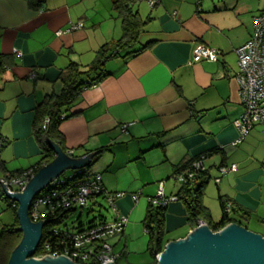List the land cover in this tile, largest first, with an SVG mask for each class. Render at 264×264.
Instances as JSON below:
<instances>
[{
  "label": "crops",
  "instance_id": "obj_1",
  "mask_svg": "<svg viewBox=\"0 0 264 264\" xmlns=\"http://www.w3.org/2000/svg\"><path fill=\"white\" fill-rule=\"evenodd\" d=\"M125 1L139 27L135 44L117 51L104 65L105 76L62 109V145L53 142L69 158L97 151L83 167L99 176L107 193L123 194L115 206L126 224L108 241L114 253L124 264L151 263L143 228L149 200L160 186L166 197L177 195L175 174L198 155L208 176L202 203L212 222L220 220V200H227L231 217L264 231V126L231 146L242 113L235 50L249 40L264 0ZM75 22L82 28L67 31ZM122 35L112 0H44L33 9L28 0H0V177L39 166L44 154L32 133L38 104L59 94V74L71 63L89 65ZM197 44L215 49L218 61L192 63ZM232 164L236 171L220 177L218 168ZM210 196L215 206L206 203ZM104 202L100 196L89 203L85 210L97 215L81 229L111 219ZM6 209L0 200V233ZM193 229L184 204L170 202L165 244Z\"/></svg>",
  "mask_w": 264,
  "mask_h": 264
},
{
  "label": "built area",
  "instance_id": "obj_2",
  "mask_svg": "<svg viewBox=\"0 0 264 264\" xmlns=\"http://www.w3.org/2000/svg\"><path fill=\"white\" fill-rule=\"evenodd\" d=\"M199 4L200 0H196ZM150 6L155 5L157 0H149ZM82 22L70 23L67 31L81 29ZM237 56L236 80L238 83L239 102L242 106V113L239 119L234 122L238 131V137L231 143V146L240 144L248 133L255 126H264V12L254 17L253 29L249 40L235 50ZM219 54L215 49L197 44L192 51L191 62L201 61L217 62ZM65 115H60L64 119ZM48 119L45 120V123ZM126 127L121 131L125 132ZM2 140L0 138V150ZM204 155L193 158L189 164L179 173L175 174L174 180L182 185L187 179H192L198 172L205 170L203 165ZM236 166H221L218 173L224 176L235 172ZM36 173V167H32L16 174H6L0 177V182L5 184L9 193L22 192L26 183ZM220 178L215 179L219 183ZM2 189V186L0 185ZM3 192V189H2ZM4 197L9 201L10 207L15 202L9 200L5 193ZM122 193H107L101 184L98 175H91L85 168L71 171L68 175L51 181L41 192L35 195L31 201L28 211L31 222L38 221L44 224L47 215H53L59 210L85 209L90 202L102 196L107 206L112 210V217L107 221L98 222L80 231H58L52 230L55 241H44L41 245V253L33 256L42 259L45 255L52 258L64 256L75 264H116L119 254L114 253L109 239L120 236L123 233L126 217L116 209L115 202L122 197ZM174 196L166 197L160 186L156 196L150 199L153 205H166L175 201ZM225 212L230 213L232 204L224 201ZM198 226L203 225L198 221ZM50 239V238H49ZM62 247V249L60 248Z\"/></svg>",
  "mask_w": 264,
  "mask_h": 264
},
{
  "label": "trees",
  "instance_id": "obj_3",
  "mask_svg": "<svg viewBox=\"0 0 264 264\" xmlns=\"http://www.w3.org/2000/svg\"><path fill=\"white\" fill-rule=\"evenodd\" d=\"M43 1L44 0H28V5L33 9L40 6ZM112 4L113 9L122 15L123 35L121 39L114 44L102 46L97 51L92 63L87 66H79L76 63H71L67 69L59 74L58 80L61 83L59 94L51 93L46 95L36 108L35 118L32 124V133L37 143L41 146L44 154L39 166L36 168V172L43 165L48 164L53 158V152L49 148L47 141L55 142L59 146L62 145V137L58 130V126L63 120L60 119L62 109L71 105L80 91L93 86L105 76L103 72L104 65L107 60L117 55V51L131 49L135 44L139 27L135 22V17L131 8L127 5L125 0H112ZM46 119H48L47 123H45ZM185 167L177 173L181 172ZM19 172L20 171L9 174H16ZM207 182L208 176L206 170L198 172L192 179H187L180 185L178 194L174 195L176 198L175 201H181L184 204L190 226L196 228L198 226L197 222L200 220L213 232L219 231L230 223H236L248 229L239 219L231 217L230 213L225 212V200H220L222 212L220 220L217 223L212 222L209 211L202 203ZM0 200L5 202L8 208H11L14 213L13 223L5 226L0 233V264H6L11 252L19 244L22 235L18 230L19 223L16 215L17 204H15L14 207H10L9 201L4 197L1 188ZM168 204L169 203L162 206L153 205L149 202L147 206L143 228L148 237L147 253L152 259L150 264H156V254L160 253L164 248V214ZM74 211L59 210L54 212L53 215H47L43 224L40 242L33 256L41 253V245L44 241L51 240L49 242H51V244L54 243L55 239L51 237L53 235L52 228L61 225L74 213ZM241 217H243L245 221L249 220V214L247 215V213L242 214ZM76 229L77 230L74 231L81 230V223L78 224ZM58 231L60 232L61 230ZM60 248L62 249V247Z\"/></svg>",
  "mask_w": 264,
  "mask_h": 264
},
{
  "label": "water",
  "instance_id": "obj_4",
  "mask_svg": "<svg viewBox=\"0 0 264 264\" xmlns=\"http://www.w3.org/2000/svg\"><path fill=\"white\" fill-rule=\"evenodd\" d=\"M47 144L57 156L34 174L22 192L9 193L5 184L0 182L6 197L17 203L18 230L22 235L6 264H75L61 255L55 258L45 255L42 259L33 257L42 236L43 223L31 222L28 211L33 197L62 170L84 168L97 151L69 158L52 141H47ZM156 264H264V237L236 223H230L217 232L203 224L185 238L166 243L156 254Z\"/></svg>",
  "mask_w": 264,
  "mask_h": 264
},
{
  "label": "rangeland",
  "instance_id": "obj_5",
  "mask_svg": "<svg viewBox=\"0 0 264 264\" xmlns=\"http://www.w3.org/2000/svg\"><path fill=\"white\" fill-rule=\"evenodd\" d=\"M152 199V198H151ZM150 201V200H149ZM206 203H209V205H216L217 201L213 198V197H207L206 198ZM104 209L102 210L104 213H106V209H109L107 204L104 202ZM6 208V207H5ZM101 211V210H100ZM85 209H76L74 211V213L67 219L65 220L61 225L59 226H52V230L53 229H59L62 231H74L77 230V226H78V222H80L83 225H86L87 221L92 219V217L97 215V212H89ZM13 219H14V213L12 212L11 209H6L5 211V215L2 218V223L4 226L6 225H10L13 223ZM249 230L253 233H257L260 235H263L264 231L262 230V228H256L254 225H249ZM117 264H124L122 261H120V259L117 260Z\"/></svg>",
  "mask_w": 264,
  "mask_h": 264
},
{
  "label": "clouds",
  "instance_id": "obj_6",
  "mask_svg": "<svg viewBox=\"0 0 264 264\" xmlns=\"http://www.w3.org/2000/svg\"><path fill=\"white\" fill-rule=\"evenodd\" d=\"M203 222V221H202ZM204 223V222H203ZM205 224V223H204Z\"/></svg>",
  "mask_w": 264,
  "mask_h": 264
}]
</instances>
